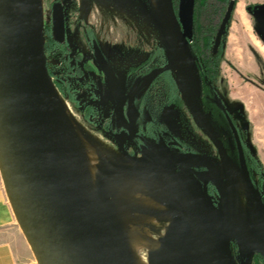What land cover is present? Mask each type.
<instances>
[{"label":"water","instance_id":"1","mask_svg":"<svg viewBox=\"0 0 264 264\" xmlns=\"http://www.w3.org/2000/svg\"><path fill=\"white\" fill-rule=\"evenodd\" d=\"M163 3L173 38L190 56L188 39L193 35L196 0H179L178 10L174 0ZM42 8V0H0V169L5 190L38 264H126L102 210L84 191L70 161L69 123L46 62ZM52 20L55 38L63 42L65 12L61 3L53 7ZM161 22L172 54L173 39ZM227 23L225 17L218 40ZM95 56L117 97L121 120L122 89L98 47ZM172 64L168 59L155 74L173 71ZM228 122L235 137L240 174L257 217L263 219L264 203L251 176L241 137L229 115ZM206 131L229 162L224 145L208 127ZM197 159L203 158L180 154L150 163L168 169ZM220 193L219 214L181 198H173L170 209L182 230L199 246L207 264H235L232 241L246 248L242 264H253L256 255L264 258V231L248 229L222 190ZM206 196V203L213 207L207 192Z\"/></svg>","mask_w":264,"mask_h":264},{"label":"rangeland","instance_id":"2","mask_svg":"<svg viewBox=\"0 0 264 264\" xmlns=\"http://www.w3.org/2000/svg\"><path fill=\"white\" fill-rule=\"evenodd\" d=\"M57 3L65 7L67 39L73 53L91 68L89 75L100 88L102 99L96 105L102 116L101 123H90L82 108L75 106L58 90L59 94L66 99L80 128L92 134L94 139L116 153L134 159L144 157L150 162L152 159L148 158L145 151H140L128 135H114L106 128L114 115L115 98L109 91L107 79L86 42V34L87 31L94 33L123 82L129 68L141 63L157 47H164L167 58H172L163 35L161 19L151 0H42L46 39V29L51 23L53 7ZM175 5L178 10L179 0H175ZM238 5H241L245 13V25L239 21L236 11ZM233 12L230 25L226 26L223 58L215 82L213 83L210 76V79L203 78L196 61L190 54H186L187 70L184 80L191 105L186 103L179 88L183 104L169 109L165 117L170 128L186 141L188 146L216 162L220 183L222 185L224 180L226 193V176L222 162L227 161L216 148L206 127L220 140L230 158L227 162L229 175L233 180H239L246 195V220L243 224L248 229L262 234L264 218L257 217L247 193L240 174L235 137L223 107L231 113L236 126L241 129L242 139L248 150L255 154L252 136L255 132L264 135V0H237ZM214 22L217 23L216 28H219L220 21ZM172 74L177 82L173 71ZM148 83L147 80L145 86ZM215 101L221 105L219 108ZM169 153L170 150L161 144L155 148L154 157L158 161ZM167 170H170L171 180L158 177L151 189L154 192L150 191V195L154 196L159 205L170 208L173 200L172 188L176 179L174 167ZM253 177L258 184L261 177L255 169ZM159 241V248L148 254L150 264H207L199 246L182 230L175 217L165 222ZM231 249L235 264H241L246 248L241 242L232 241ZM35 262L37 263L36 258ZM253 264H259L258 258H254Z\"/></svg>","mask_w":264,"mask_h":264},{"label":"flooded vegetation","instance_id":"3","mask_svg":"<svg viewBox=\"0 0 264 264\" xmlns=\"http://www.w3.org/2000/svg\"><path fill=\"white\" fill-rule=\"evenodd\" d=\"M249 12H252L251 9ZM52 18L50 25L46 29L47 39L45 44L47 66L50 74L52 73L55 75V77L52 76V79H54V81L56 79V83L64 88V96L67 97L70 102H72L78 108L83 109L85 118L90 123L99 125L102 121V116L96 104L99 101L101 102L102 99L100 88H98L95 79L89 75L91 68L87 64L83 63L79 56L73 53L69 45L67 39L66 14L65 38L63 42H59L55 38ZM219 29L220 26L218 31ZM223 36L224 33L222 35V39ZM52 38L57 41L55 44H59L60 51H58L57 48L51 50L54 43V41H51ZM86 42L93 51L95 59V48H100L114 74L116 82L120 85L123 92L122 102L124 106V118L120 120L117 111V97L111 91L109 79L96 59V62L107 79L109 91L115 98L114 115L106 126L108 131L114 135H128L134 142L135 146L140 151H145L148 158H152L153 160H156L154 157L155 148L161 144H164L170 150V153L160 159L180 154L201 156L203 159H197L191 163L174 166V178L176 181L172 188V198H181L186 201L196 203L213 213L219 214L221 210L220 192L221 190L224 192V180L221 185L219 179V169L216 165V162L205 157V155L200 153L198 150L188 146L186 141H184L170 128L165 117V114L169 109H174L179 106V104L175 102L169 103V98L166 96L162 97L158 94V91L161 88L168 87L163 82V75H165V78H173L175 80L172 71H164L160 72L159 74H155L158 69L163 68L167 64L168 58L165 60L162 66L151 70L149 73H146L147 67L143 66V64L146 62L149 56L156 51L158 48L157 47L141 63L129 68L125 76V81L123 82L105 55L93 32L87 31ZM211 47L213 48V51H215L214 49L218 48L219 45L215 43L212 44ZM195 48H197V45L196 42L193 41L190 47L191 56L200 68L201 59L196 56ZM147 80L149 83L145 86ZM214 82L215 80H213V83ZM211 86L213 87V84H211ZM73 87H76V89L72 90L74 89ZM215 103L218 108L221 106L219 105L218 101H215ZM223 111L227 121L228 115L233 120L231 113L227 111L225 107H223ZM237 130L243 143L242 131L239 127H237ZM250 173L254 180L253 171L250 170ZM255 184L258 188L259 183L257 184L255 182ZM206 192L208 194V198H211L213 203V207L211 208L204 199L207 198Z\"/></svg>","mask_w":264,"mask_h":264},{"label":"bare ground","instance_id":"4","mask_svg":"<svg viewBox=\"0 0 264 264\" xmlns=\"http://www.w3.org/2000/svg\"><path fill=\"white\" fill-rule=\"evenodd\" d=\"M151 1L173 39V73L184 100L191 105L184 80L186 53L178 46L168 28L163 0ZM236 11L240 23L245 25L246 16L241 5ZM58 97L69 123V156L76 177L84 191L102 210L126 264H150L148 254L159 248L164 224L174 217L170 208L155 202L150 191L158 177L171 180L170 170L152 164L144 157L134 159L107 148L92 134L80 128L66 99L59 92ZM222 163L226 176V193L223 194L237 218L244 223L246 195L239 180L230 177L228 163Z\"/></svg>","mask_w":264,"mask_h":264},{"label":"trees","instance_id":"5","mask_svg":"<svg viewBox=\"0 0 264 264\" xmlns=\"http://www.w3.org/2000/svg\"><path fill=\"white\" fill-rule=\"evenodd\" d=\"M236 1L237 0H196L193 22V35L190 39H188V45L189 47H191L193 41L196 42L197 48H195V53L196 56L201 59L199 70L203 78L210 79L211 77V79L214 80L219 74V68L223 58L224 44L227 35V27L230 25L231 15L233 13L234 3ZM225 17H228L227 27L224 32L223 39L221 37V39L218 40L217 36L219 31L217 30L218 28H216L217 23H215L214 21L219 20V26H221V23ZM51 41H54L51 50L57 48L58 51H60L59 44H55V42L57 41L54 38H52ZM215 43L219 45V47L214 49L215 51H213L211 45ZM166 59L167 56L165 48L162 46L158 47L156 51L151 54L143 64V66L147 67L146 73H149L151 70L162 66ZM210 75L215 77L212 78V76ZM51 76L55 77V75L52 73ZM163 76V82L168 87L161 88L158 91V94L162 97L166 96L167 98H169V103L175 102L179 105L183 104V99L181 98L180 90L176 81L173 78L168 79L165 78V75ZM54 82L58 90L64 95V88L56 83V79ZM73 88L74 89L72 90L76 89V87ZM243 145L246 151L250 170L253 171V169H255L260 174L261 179L258 185V190L262 202L264 203V165L261 160L254 154V152H250L248 150L244 141ZM256 258H258L259 264H264V258L261 255H256L255 259Z\"/></svg>","mask_w":264,"mask_h":264},{"label":"crops","instance_id":"6","mask_svg":"<svg viewBox=\"0 0 264 264\" xmlns=\"http://www.w3.org/2000/svg\"><path fill=\"white\" fill-rule=\"evenodd\" d=\"M263 42V41H262ZM256 156L264 165V135L252 136ZM0 264H37L7 196L0 169Z\"/></svg>","mask_w":264,"mask_h":264}]
</instances>
